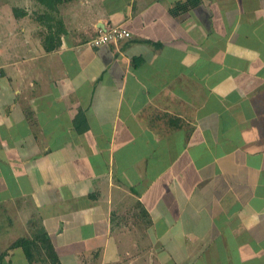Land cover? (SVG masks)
<instances>
[{
  "label": "crops",
  "instance_id": "obj_1",
  "mask_svg": "<svg viewBox=\"0 0 264 264\" xmlns=\"http://www.w3.org/2000/svg\"><path fill=\"white\" fill-rule=\"evenodd\" d=\"M192 1L0 0V264H264V0Z\"/></svg>",
  "mask_w": 264,
  "mask_h": 264
},
{
  "label": "trees",
  "instance_id": "obj_2",
  "mask_svg": "<svg viewBox=\"0 0 264 264\" xmlns=\"http://www.w3.org/2000/svg\"><path fill=\"white\" fill-rule=\"evenodd\" d=\"M42 5H44L49 10H56L57 5L64 0H38ZM191 4H194V0ZM16 14H18L16 12ZM38 20H43V22H48L52 20V16L50 15H39ZM54 20V19H53ZM53 33L51 31L45 37V41L52 39ZM46 41V42H47ZM53 46H47V49L50 50ZM13 246H21L24 251L27 260L30 264H34L35 257H48L52 264H59L58 256L56 255L54 248L52 246L51 241L46 237V233L44 231L38 232L33 238H22L18 239L13 243ZM43 257V258H44ZM4 258L2 254H0V261ZM1 263V262H0Z\"/></svg>",
  "mask_w": 264,
  "mask_h": 264
},
{
  "label": "built area",
  "instance_id": "obj_3",
  "mask_svg": "<svg viewBox=\"0 0 264 264\" xmlns=\"http://www.w3.org/2000/svg\"><path fill=\"white\" fill-rule=\"evenodd\" d=\"M131 37V32L120 25H112L105 29H100L99 34L92 41L94 45H101L109 41H121Z\"/></svg>",
  "mask_w": 264,
  "mask_h": 264
},
{
  "label": "rangeland",
  "instance_id": "obj_4",
  "mask_svg": "<svg viewBox=\"0 0 264 264\" xmlns=\"http://www.w3.org/2000/svg\"><path fill=\"white\" fill-rule=\"evenodd\" d=\"M43 257H40V256L35 257L34 264H52L48 257H44V258Z\"/></svg>",
  "mask_w": 264,
  "mask_h": 264
}]
</instances>
